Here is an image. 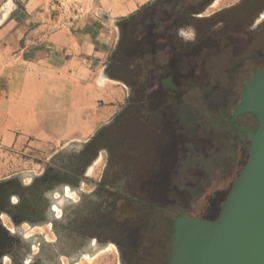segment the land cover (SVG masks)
Returning a JSON list of instances; mask_svg holds the SVG:
<instances>
[{"label": "rangeland", "instance_id": "obj_1", "mask_svg": "<svg viewBox=\"0 0 264 264\" xmlns=\"http://www.w3.org/2000/svg\"><path fill=\"white\" fill-rule=\"evenodd\" d=\"M204 1L158 0L123 22L107 68L123 97L91 108L107 118L89 134L0 153V264H167L175 217L209 216L239 153L198 106L231 108L264 67V9L205 11L180 38Z\"/></svg>", "mask_w": 264, "mask_h": 264}, {"label": "crops", "instance_id": "obj_2", "mask_svg": "<svg viewBox=\"0 0 264 264\" xmlns=\"http://www.w3.org/2000/svg\"><path fill=\"white\" fill-rule=\"evenodd\" d=\"M156 1L0 0V153L87 135L107 118L100 108L90 112L99 101L122 100L107 68L123 22ZM244 1L205 0L181 28L196 33L186 18L239 11ZM249 3L261 16L264 0Z\"/></svg>", "mask_w": 264, "mask_h": 264}, {"label": "water", "instance_id": "obj_3", "mask_svg": "<svg viewBox=\"0 0 264 264\" xmlns=\"http://www.w3.org/2000/svg\"><path fill=\"white\" fill-rule=\"evenodd\" d=\"M233 118L250 142L246 160L215 220L175 217L167 264H264V68L246 82Z\"/></svg>", "mask_w": 264, "mask_h": 264}, {"label": "trees", "instance_id": "obj_4", "mask_svg": "<svg viewBox=\"0 0 264 264\" xmlns=\"http://www.w3.org/2000/svg\"><path fill=\"white\" fill-rule=\"evenodd\" d=\"M264 67L260 68L263 69ZM258 69V70H260ZM256 70V71H258ZM256 71H254L251 75H253ZM172 79L169 77L166 82L168 84L169 89H174L173 87H175L173 85V82L171 81ZM248 81V80H247ZM246 81V82H247ZM246 82H244V84L242 85V89L241 92L246 84ZM239 98H237L236 104L232 105L231 108L226 109L225 111H220V109H218L215 112H210L209 107H206L204 105H199L198 107L203 111V112H207L209 114V117H213V122H212V126L214 127H220V126H224L225 128L230 130V135L234 138V143L233 145L236 143L238 144V153H239V161H238V169L234 175V177L232 178L231 182L228 184V186L226 187L225 190L223 191H219L217 193L214 194V196L212 197L211 200V205L208 208V212L210 213L208 217L203 218L206 220H215L218 217L219 211H220V203L223 202L226 198V196L228 195L232 183L234 181V179L236 178V176L238 175L239 171L241 170L245 160H246V156H247V150L248 147L250 146V142L246 140L244 134H242L238 128L236 127L237 123L236 120H234L233 118V112L235 107L237 106L238 102H239ZM254 124V122H252ZM251 127V126H250Z\"/></svg>", "mask_w": 264, "mask_h": 264}, {"label": "clouds", "instance_id": "obj_5", "mask_svg": "<svg viewBox=\"0 0 264 264\" xmlns=\"http://www.w3.org/2000/svg\"><path fill=\"white\" fill-rule=\"evenodd\" d=\"M178 36L184 40H195L196 33L195 29L188 27V28H180L178 30Z\"/></svg>", "mask_w": 264, "mask_h": 264}, {"label": "flooded vegetation", "instance_id": "obj_6", "mask_svg": "<svg viewBox=\"0 0 264 264\" xmlns=\"http://www.w3.org/2000/svg\"><path fill=\"white\" fill-rule=\"evenodd\" d=\"M4 243V240L2 239V237H1V240H0V247H2V244ZM20 262V263H19ZM18 263L19 264H21V262H22V260H20ZM14 264H16V263H14Z\"/></svg>", "mask_w": 264, "mask_h": 264}, {"label": "bare ground", "instance_id": "obj_7", "mask_svg": "<svg viewBox=\"0 0 264 264\" xmlns=\"http://www.w3.org/2000/svg\"><path fill=\"white\" fill-rule=\"evenodd\" d=\"M3 191H4V189H3ZM35 194H36V193H35ZM35 194H34V195H35ZM34 201H35V199H34ZM18 251H21V250L18 249Z\"/></svg>", "mask_w": 264, "mask_h": 264}]
</instances>
